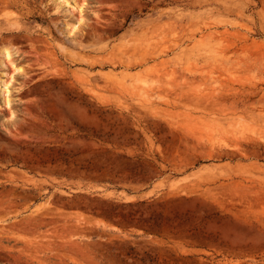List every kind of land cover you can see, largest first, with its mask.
Returning a JSON list of instances; mask_svg holds the SVG:
<instances>
[{"label":"rangeland","instance_id":"obj_1","mask_svg":"<svg viewBox=\"0 0 264 264\" xmlns=\"http://www.w3.org/2000/svg\"><path fill=\"white\" fill-rule=\"evenodd\" d=\"M0 264H264V0H0Z\"/></svg>","mask_w":264,"mask_h":264},{"label":"bare ground","instance_id":"obj_2","mask_svg":"<svg viewBox=\"0 0 264 264\" xmlns=\"http://www.w3.org/2000/svg\"><path fill=\"white\" fill-rule=\"evenodd\" d=\"M2 55H3V57H4V59H6V60H9L10 58H11V53L8 51V50H4L3 52H2ZM10 83H11V80H6V79H3L2 80V85L5 87L4 88V90H5V92H7L8 91V88H9V86H10ZM156 113V112H155ZM225 195V194H224ZM227 195V194H226ZM229 197V196H228ZM232 198V197H231ZM223 199H226V198H223ZM230 199V197L227 199V200H229ZM230 202H232L231 200H230Z\"/></svg>","mask_w":264,"mask_h":264}]
</instances>
